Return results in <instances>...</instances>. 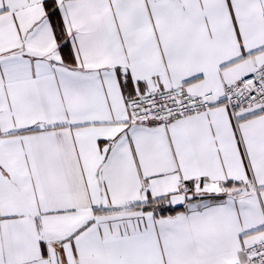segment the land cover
Listing matches in <instances>:
<instances>
[{"label": "snow or ice", "instance_id": "6c2138e0", "mask_svg": "<svg viewBox=\"0 0 264 264\" xmlns=\"http://www.w3.org/2000/svg\"><path fill=\"white\" fill-rule=\"evenodd\" d=\"M0 264H264V0H0Z\"/></svg>", "mask_w": 264, "mask_h": 264}]
</instances>
